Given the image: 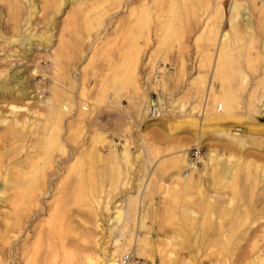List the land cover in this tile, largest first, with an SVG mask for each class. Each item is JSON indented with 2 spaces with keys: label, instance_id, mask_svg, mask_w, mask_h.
Segmentation results:
<instances>
[{
  "label": "rangeland",
  "instance_id": "374dc122",
  "mask_svg": "<svg viewBox=\"0 0 264 264\" xmlns=\"http://www.w3.org/2000/svg\"><path fill=\"white\" fill-rule=\"evenodd\" d=\"M236 3L250 23L234 33ZM28 9V0H0V83L18 72L26 90L0 94V264H165L182 212L195 217L172 244L176 260L223 264L225 242L216 245L205 217L220 203L233 244L243 229L264 235V0H84L24 24ZM33 34L51 35L50 47L20 46ZM225 131L245 147L229 150ZM195 146L197 183L176 189ZM211 153L225 176L208 164ZM228 158L241 160L233 185ZM32 164L44 191L29 208L23 172ZM255 251L230 264H250Z\"/></svg>",
  "mask_w": 264,
  "mask_h": 264
},
{
  "label": "bare ground",
  "instance_id": "6f19581e",
  "mask_svg": "<svg viewBox=\"0 0 264 264\" xmlns=\"http://www.w3.org/2000/svg\"><path fill=\"white\" fill-rule=\"evenodd\" d=\"M94 1H98V0H94ZM40 3H42L41 4V8H40V10H38V3L36 2V0H28V8L29 9L27 11V17H26V20H25V23L24 24L29 23L30 20H31V18L32 17H35L39 12L40 13L45 12V9L46 8H48V9L52 8L53 10L50 11V12L53 13V15H55V11H57L58 9H60V7H61V5L63 3H67L68 5H74L75 4V5L81 6V5L84 4V0H42V2H40ZM232 10L235 13V17H234V19L232 21L233 25L231 27L233 28L232 31H234V33H236L235 32V27H236V25L239 22H241V23L242 22H245V24L249 25L250 20H249V17L247 15L248 12H247V8H246V5L245 4L236 3V4L233 5ZM50 15L51 14L49 13V16ZM49 22H50V24H52V20H50ZM227 31L224 32V33H221V36L219 38V44L220 43L222 44L223 42L225 43V41L227 40V38H228ZM50 41H51V35H44V34L37 35V34H33L32 37H27V38L21 39L20 40V46H25L26 44L27 45L29 44V45H34V46H38V47L39 46H42L45 49V48H49L50 47V45H49ZM23 52L25 53L26 50L23 49ZM240 82H241V85H244L247 82V79L244 76H241ZM18 88H20V90H22L21 91L22 93L20 95L19 94H14V93H16V90ZM0 94L2 96H4V97H6V96L11 97V95L14 94L18 98H25V96H26V90H25V88L21 87V77H19V73L18 72H14V74L11 75L8 78L7 82L5 81V83H2V84L0 83ZM230 100L233 103H236V100H238V99H237V97H234V98H230ZM226 103H225V105H226ZM225 105H224V107H226ZM46 106L49 109H53V103L52 102H48V104ZM153 107H156L155 104H152V106L149 108V115H150ZM222 108H223L222 107V104H220V102H217V109L220 110ZM228 108H229V106H228ZM159 115H160V112H159ZM222 118H223V115L222 114L221 115H216L215 114L214 116L211 117L210 120L211 121L212 120H216L217 121V120H220ZM219 136L222 137L226 141L225 142L226 143V146L231 151H235L237 149L244 148L245 145H246V143H245L244 140H239L237 138V134L236 133L231 134V132L228 133V132L225 131L224 133L219 134ZM100 139L102 141L105 140V138H103V137L100 138ZM194 148L200 149V147H198V146H195ZM194 148H192V149H194ZM186 150L187 149L176 150V153L178 154V157L181 158L182 160H184V159L187 158L186 157ZM124 152H126V148H125ZM110 154L112 156H114V157L117 155V150H116L115 147L112 146V148L110 149ZM122 155H124V153ZM202 157H203V155L201 153V155L198 157L199 158V161H194V160H192L190 158V155L188 156V161L190 160V162H188V166H186V167H188L190 169V172L187 171V172H184L182 174L175 175L174 184H173L174 185V188L181 189L183 191H188V190H191V189H193L195 187V184L197 183V178L200 176L198 173H196L197 172L196 171L197 168H196V165L195 164H198V162L201 161V158ZM228 159H231V158H228ZM222 161H223V157H220L218 155H215V154H212L211 153V155H209V158H208V161L207 162H208V164L211 167H213V168L215 167L220 174H222V175L225 176V171L223 170L224 169V166L222 165ZM225 161H226V159H225ZM230 162H231V164L229 165L230 168H229V170H227L229 172L230 176L228 175L227 178L226 177L225 178L229 181L230 184L233 185L235 183L236 177L238 175L237 172H238V168H239V166L241 164V160H240V158H237V160H232L231 159ZM178 168H179V166H178ZM31 169H33V171L36 170L34 164L30 165L29 170L27 169L29 172H23V175L25 176L24 178H26V179L29 178L30 179V177H31V180L28 179L27 181H25V183H23L24 188L26 190L22 191V192H24V195L23 196L21 195V196H22V203L26 207L28 205H30V204H34V206H35L36 203H37V201H38V195L41 194V193H43V191H44V190L41 191V186H43L44 183L41 184V182H39L36 179L37 173L36 172H33ZM22 181H24V180H22ZM45 187H46L45 190L49 188L47 186H45ZM48 191L49 190H47L45 192H48ZM22 192H21V194H22ZM18 193H20V192H18ZM18 198H20V195H19ZM234 203H235L234 202V199L231 198L229 201L226 202V206L231 207V206H233ZM223 204L224 203H220L217 206L216 211H214L215 213L214 212H208L205 215V217L207 218L209 224L214 223V227L215 228L213 229V232L211 234L213 236H215L217 234V236H218L216 245H217L219 239L220 240H223V243L225 242V247H223V249H222L223 252L221 251V252H218L217 253L218 260H221L223 262V264H230V262H231V260L233 258H235V257H241L240 260H242L243 259V256L245 254L247 255V252L248 251H250V255H251V252L254 251V250H256L255 253H254L255 254V258L251 259L252 262L249 261V263L250 264H264V259L261 258V257H264V253L259 254V252L261 251V248H260L261 247V244L260 243H261V240L264 239V235L256 236V235L250 234V231H248L247 229L246 230L243 229L242 232H240V234L238 233L239 234V239L237 240V242L235 244H233L229 240L228 233L224 231V224H225V221H227L228 223H230V222L233 223L234 220L232 218L225 217V216H228V215L225 213V211H226L225 210V205H223ZM23 208H24V206H23ZM30 210H32V209H30ZM242 213L245 216L247 214L244 209L242 210ZM181 217H182V220H183L182 225L173 227V233H174V235H172L170 238H168L169 236L167 237L168 239H167L166 243H168L169 250L167 251V254L165 255V259L162 260L165 264H176V263H178V264H188L187 262H189L188 259H185L181 255H178V258L176 260L175 251L173 250V247H172V244L175 241H179L180 236H182L183 234H185L187 232V230L185 229V226L189 227L188 226V222H190L191 219L193 217H195V216H194V214H191V213H183L182 212L181 213ZM242 241H246V242L250 241L251 242V244L248 245V247H250V250H248L246 252L244 251V249L242 247L244 244L243 245L241 244ZM218 244H220V242ZM218 248L220 249L221 248V245H218ZM191 258H190V260H191ZM97 259H99V258H97ZM30 262H31V264H35V261L34 260H31ZM123 262L124 261L122 259H118V260L116 259V260L107 261V264H123ZM90 264H92V263H90ZM245 264H248V263L246 262Z\"/></svg>",
  "mask_w": 264,
  "mask_h": 264
},
{
  "label": "built area",
  "instance_id": "2783aa9c",
  "mask_svg": "<svg viewBox=\"0 0 264 264\" xmlns=\"http://www.w3.org/2000/svg\"><path fill=\"white\" fill-rule=\"evenodd\" d=\"M159 116V111L157 110L156 107H153L152 108V111L150 113V117L151 118H154V117H158ZM201 150L200 149H192L191 152H190V158L194 161H199V156L201 155Z\"/></svg>",
  "mask_w": 264,
  "mask_h": 264
}]
</instances>
